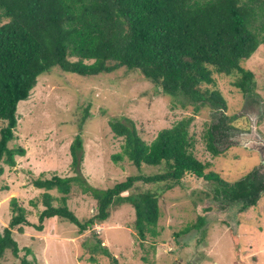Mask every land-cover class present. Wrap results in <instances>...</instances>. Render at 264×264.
Instances as JSON below:
<instances>
[{"label":"trees","instance_id":"trees-1","mask_svg":"<svg viewBox=\"0 0 264 264\" xmlns=\"http://www.w3.org/2000/svg\"><path fill=\"white\" fill-rule=\"evenodd\" d=\"M261 46L264 0H0V120L5 122L0 129V162L15 165L16 156L25 154L24 148L9 145L16 138L19 125L18 106L29 99L39 77L54 67L80 76L110 74L120 69L136 71L164 94L210 107L222 116L207 130L205 139L208 149L219 155L223 150L220 148L234 145L229 138L232 130L247 128L245 121L226 114L228 100L218 78H230L245 95L257 91L258 74L246 68L244 62ZM193 120L187 117L160 131L150 144L139 135L134 123L112 121L114 132L124 138L123 151L115 156L117 160L127 155L139 168L143 163L164 165V171L129 177L106 190L85 183L78 173L37 179L36 187L57 189L64 194L60 198L63 205L55 206L52 200L58 197L45 193L47 208L40 220L58 216L79 225L80 232H84L98 219L108 220L114 204L128 203L135 209L134 229L139 238L156 237L161 217L160 194L191 176L218 181L221 188H215L216 196H221L225 205H237L241 213L257 207L264 197V185L257 171L232 183L218 172L207 171L211 163L195 155ZM71 151L75 172L84 159L80 135ZM74 182L98 200L97 215L84 222L66 205ZM137 182L157 186L160 192L148 189L132 193ZM13 204L10 224L0 231V261L7 252L20 257L13 228L27 221L16 200ZM199 220V224L187 225L185 232L202 228L206 219ZM232 238L237 262L246 264L239 247L240 237L233 233ZM94 251L110 254L100 239ZM261 254L264 259V252ZM20 264L37 263L24 256Z\"/></svg>","mask_w":264,"mask_h":264},{"label":"rangeland","instance_id":"rangeland-1","mask_svg":"<svg viewBox=\"0 0 264 264\" xmlns=\"http://www.w3.org/2000/svg\"><path fill=\"white\" fill-rule=\"evenodd\" d=\"M244 66L258 74V90L251 92L252 96L233 86L230 78H218L228 100L226 114L242 123L245 117L249 118L247 112L256 111V103L264 106V46ZM250 97H255V104H251ZM18 116L16 138L9 145L24 148L25 154L16 156L15 165L0 162V169H4L0 174V231L10 224L14 200L23 209L27 222L13 228V236L21 248L20 257L7 252L0 264H20L24 256L37 264H115L117 261L120 264H245L237 262L233 233L240 237L239 247L246 264H264L261 254L264 252V197L257 207L241 213L237 205H225L221 196H216V182L195 176L158 195L161 217L156 237L139 238L134 229L135 209L128 203L114 204L108 220L98 219L84 232H80L79 225L58 216L40 220L47 208L45 193L58 197L52 200L55 206L63 205L60 198L64 194L57 189L47 191L36 187L37 179L80 174L85 183L106 190L129 177L164 171V165L143 163L139 168L127 155L119 160L115 158L122 153L124 144V138L111 126L116 120L127 125L134 123L139 135L150 144L160 131L193 117L191 134L196 139L195 155L211 163L207 171L218 172L232 183L259 165L264 167L260 152L248 147L220 148L223 150L219 155L208 149L205 134L222 116L210 107L164 94L136 71L120 69L110 74L80 76L54 67L39 77L29 99L19 103ZM4 125L0 120V129ZM257 125L264 136V118ZM243 131L232 130L229 138L232 140ZM78 135L84 142V159L79 171L74 172L71 146ZM216 143L221 147L220 142ZM148 189L160 192L157 186L144 182H137L130 191ZM97 201L74 182L66 205L84 222L97 215ZM199 217H205L204 226L185 232L187 225L201 222ZM99 239L109 255L94 251Z\"/></svg>","mask_w":264,"mask_h":264},{"label":"water","instance_id":"water-1","mask_svg":"<svg viewBox=\"0 0 264 264\" xmlns=\"http://www.w3.org/2000/svg\"><path fill=\"white\" fill-rule=\"evenodd\" d=\"M247 115L251 118L250 131H243L235 135L231 141H235L237 145L259 151L262 155V164H264V136L259 132L257 125V122L264 118V106L257 104L256 111L254 113L247 112Z\"/></svg>","mask_w":264,"mask_h":264},{"label":"flooded vegetation","instance_id":"flooded-vegetation-1","mask_svg":"<svg viewBox=\"0 0 264 264\" xmlns=\"http://www.w3.org/2000/svg\"><path fill=\"white\" fill-rule=\"evenodd\" d=\"M248 94H250V93H248ZM247 94V95H248ZM250 96H252L251 94H250ZM250 99L252 100V102H251V104H255L256 103V99H255V97H250ZM256 104H258V103H256ZM248 120L246 121L245 120V122L244 123H246V128L247 129H243L244 131H250V129H251V121H250V119L249 118H247ZM261 123V122H260ZM230 141H231V139H230ZM231 143H234V142H231ZM234 145H237L236 143L234 144ZM238 146V145H237ZM257 169V170H256ZM255 171H257V175L259 176V179L261 180V182L263 183V185H264V167H261L260 165L258 166V167H256L255 169H254ZM253 170V171H254ZM208 181V180H207ZM211 181H214V182H216L217 184H216V186H218V187H215L216 189L217 188H221V185H220V183L218 182V181H215V180H213V179H211ZM221 204H224L223 202H221ZM230 206V205H229Z\"/></svg>","mask_w":264,"mask_h":264}]
</instances>
